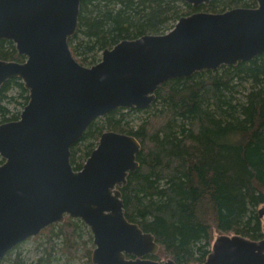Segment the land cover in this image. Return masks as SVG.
<instances>
[{
	"label": "water",
	"instance_id": "water-1",
	"mask_svg": "<svg viewBox=\"0 0 264 264\" xmlns=\"http://www.w3.org/2000/svg\"><path fill=\"white\" fill-rule=\"evenodd\" d=\"M184 1L196 7L210 0ZM256 2L181 16L168 31L121 40L84 66L67 42L79 0H0V39L25 56L0 59V86L19 78L29 95L18 119L0 123V259L68 215L89 227L93 264H178L146 257L158 244L124 215L118 187L138 167V140L106 130L78 170L70 147L95 118L118 107H147L170 78L264 52V0ZM202 264H264V238L220 234Z\"/></svg>",
	"mask_w": 264,
	"mask_h": 264
},
{
	"label": "trees",
	"instance_id": "trees-1",
	"mask_svg": "<svg viewBox=\"0 0 264 264\" xmlns=\"http://www.w3.org/2000/svg\"><path fill=\"white\" fill-rule=\"evenodd\" d=\"M256 5V0H210L196 7L184 0H79L76 30L67 42L75 59L89 66L105 48L164 33L181 16ZM0 59L22 62L25 56L11 40L0 39ZM28 99L19 78L5 80L0 123L18 119ZM106 130L131 134L139 142L138 167L118 189L127 220L158 244L146 257L202 264L214 230L264 238V215L257 210L264 203V52L235 65L170 78L147 107H118L95 118L70 147L73 169L82 167ZM85 228L81 219L65 215L39 232L43 256L28 262L16 250L19 243L0 264H50L56 246L66 259L82 256L90 263L93 245Z\"/></svg>",
	"mask_w": 264,
	"mask_h": 264
},
{
	"label": "rangeland",
	"instance_id": "rangeland-1",
	"mask_svg": "<svg viewBox=\"0 0 264 264\" xmlns=\"http://www.w3.org/2000/svg\"><path fill=\"white\" fill-rule=\"evenodd\" d=\"M262 207H264V203L259 205L257 207V210L262 208ZM85 229L87 232L89 231V234L91 237L90 243H92V245L94 247V244L92 241V239H93L92 233H91V231L87 225H86ZM218 235H220V233L214 230L212 242ZM42 239H43V237L40 233L37 234L36 237H33V236L29 237V238L25 239L23 242H21L18 245V248L16 250L28 262H33V261L35 262L39 257L43 256V254H41V251L43 250L45 243H42ZM92 249H91V253H92ZM91 253H90V256H91ZM90 263H92V261ZM90 263L86 260V258H84L82 256L78 257V258L71 259V260L66 259L65 256L63 254H61V252L58 250L57 246L52 251L51 262H50V264H90Z\"/></svg>",
	"mask_w": 264,
	"mask_h": 264
},
{
	"label": "bare ground",
	"instance_id": "bare-ground-1",
	"mask_svg": "<svg viewBox=\"0 0 264 264\" xmlns=\"http://www.w3.org/2000/svg\"><path fill=\"white\" fill-rule=\"evenodd\" d=\"M6 255V254H5Z\"/></svg>",
	"mask_w": 264,
	"mask_h": 264
}]
</instances>
